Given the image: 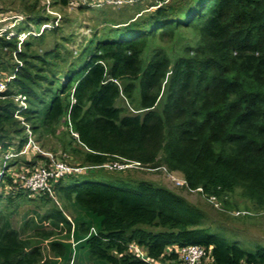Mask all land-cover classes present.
Segmentation results:
<instances>
[{
  "label": "trees",
  "instance_id": "16d2710c",
  "mask_svg": "<svg viewBox=\"0 0 264 264\" xmlns=\"http://www.w3.org/2000/svg\"><path fill=\"white\" fill-rule=\"evenodd\" d=\"M3 3L18 27L0 36V153L22 151L23 122L42 147L54 138L83 167L164 169L215 203L264 210V0L128 4L133 15L93 32L76 53L64 46L74 23L65 13L19 40L54 20L48 0ZM166 39L175 52L159 44ZM30 148L21 155L28 168L0 186V264H68L74 250L75 264H180L176 249L187 245L204 250L200 264H264V249L209 236L201 214L167 188L65 177L52 187L59 206L33 195L20 173L51 159Z\"/></svg>",
  "mask_w": 264,
  "mask_h": 264
},
{
  "label": "rangeland",
  "instance_id": "374dc122",
  "mask_svg": "<svg viewBox=\"0 0 264 264\" xmlns=\"http://www.w3.org/2000/svg\"><path fill=\"white\" fill-rule=\"evenodd\" d=\"M3 2L4 0H0V8H3ZM48 2L49 6H46L45 10L50 15L54 16V20L43 24L40 26L39 30L31 29L25 32L24 35H19L20 39L22 40L25 38L27 35L26 33L38 35L44 28L50 29L57 24L60 25L62 22L61 17L63 13H65L70 19H74V23L69 22V24H66V26H68L67 31L72 32V38L65 42L64 46L75 53L77 51L81 52L79 50L86 46L93 32L100 31L108 26L110 27L112 24L125 22L127 17L134 14L133 9L126 6L128 4L88 8L83 11H79L75 4L74 8L67 7L64 8L63 11H60L59 7H52L50 6L49 0ZM77 4L81 3L78 2ZM12 19L13 17L10 16L9 13L0 12V36L6 31L9 35L12 33L15 35L17 34L16 30L18 26H14L17 23V19ZM173 40L166 39L163 42H159V44L170 54L175 52L171 51V42H173ZM3 89L4 88H1L0 91ZM16 103H18L17 106H19L18 100H16ZM120 103L128 105L126 100ZM18 119L20 122L23 121L21 117H18ZM21 124L25 127L24 135L26 139L22 151L16 153L13 149H9V151L5 153H0V186L3 185L2 188L4 190H6L7 186V184H5L7 183V177L12 175L10 172L23 168L26 170V168H28L25 167L22 162L27 158H23L24 156L21 155L28 149L26 144L30 141L31 148L28 150L29 153H40L53 162L61 161L71 168L78 169L77 174L79 175H77L76 172H71L69 175L65 176L66 178L64 177V182L76 178L79 182L95 181L123 189H134L140 182H146L152 184L154 187L167 188L179 196H182L201 214V227L206 229L209 236L216 237L230 244H235L246 252L255 253L260 249H264V210L257 211L247 207L244 203H238L236 206L231 204L229 207H226L221 202L215 203L202 196L198 191L186 189L181 183V179L178 175L167 173L164 169L142 168L136 166V164H128L121 167H115V165H113L112 167H98L96 169L83 167L72 154H63L54 138H50V141H48V147L56 148L54 151L50 152V150L47 149L48 147H42L40 142H36L28 124L25 125L23 122ZM71 134L74 135V133ZM42 166V163L38 164L34 169H40ZM23 173L24 172L20 173L21 176L26 175ZM53 185L54 184H52V187ZM50 196L53 198V201L57 203V197L54 195L53 191H51ZM25 205L20 209V215L15 214L14 216L18 224H20L19 220L22 216L23 209L26 208ZM65 215L69 219L68 214L65 213ZM16 225L17 224L14 226L16 227Z\"/></svg>",
  "mask_w": 264,
  "mask_h": 264
},
{
  "label": "built area",
  "instance_id": "2783aa9c",
  "mask_svg": "<svg viewBox=\"0 0 264 264\" xmlns=\"http://www.w3.org/2000/svg\"><path fill=\"white\" fill-rule=\"evenodd\" d=\"M75 1L80 2L86 8H98L103 6L104 7L121 6L124 4L125 5L133 4L137 2H143L145 0H95L92 2L88 0H75ZM160 5L161 2H158L156 6H160ZM18 20L20 21L21 18H18ZM26 34H30V33H26ZM11 35H13V33ZM21 35H24V33H21L20 36ZM3 87H4L3 84H0V89ZM17 100H20L19 108L20 110H23L25 107H24V103L21 101L22 98H17ZM18 112H16V115ZM16 117L18 118L19 116ZM29 146H31L30 141L27 142L26 144V147ZM117 167H121V166L119 165ZM71 172H76L77 174L78 169L71 168L61 161L53 162L52 160H50V163L48 165L46 166L43 165L40 169H36L35 172H33L31 175L21 176L20 187L27 190L29 193L33 195L43 194V193L51 195L52 184L64 178L65 176L69 175ZM181 183L183 184L182 181ZM70 242L72 244V247H74L75 243L73 242L72 239H70ZM176 251L179 253V259L181 260L180 264H200L202 257L205 255L204 250L196 245H187L183 247H178ZM74 253L75 250L73 251L68 264H75Z\"/></svg>",
  "mask_w": 264,
  "mask_h": 264
},
{
  "label": "clouds",
  "instance_id": "9594fccd",
  "mask_svg": "<svg viewBox=\"0 0 264 264\" xmlns=\"http://www.w3.org/2000/svg\"><path fill=\"white\" fill-rule=\"evenodd\" d=\"M24 33H25V32H24ZM20 34H21V33H20ZM20 34H19V35H20ZM19 35H18V38L20 39V36H19ZM62 179H63V178H62Z\"/></svg>",
  "mask_w": 264,
  "mask_h": 264
},
{
  "label": "crops",
  "instance_id": "0c3cea01",
  "mask_svg": "<svg viewBox=\"0 0 264 264\" xmlns=\"http://www.w3.org/2000/svg\"><path fill=\"white\" fill-rule=\"evenodd\" d=\"M88 1L92 2V1H95V0H88Z\"/></svg>",
  "mask_w": 264,
  "mask_h": 264
}]
</instances>
